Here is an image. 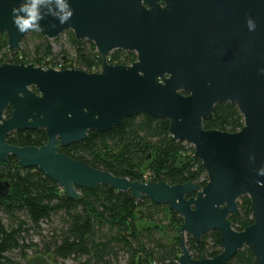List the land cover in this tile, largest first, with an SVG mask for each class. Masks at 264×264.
Listing matches in <instances>:
<instances>
[{"label":"water","instance_id":"obj_1","mask_svg":"<svg viewBox=\"0 0 264 264\" xmlns=\"http://www.w3.org/2000/svg\"><path fill=\"white\" fill-rule=\"evenodd\" d=\"M28 2L0 0V38H7L10 51L20 52L32 32L53 41L71 31L96 46L103 65L93 74L1 65L0 165L11 168L14 157L18 167L37 169L75 201L78 189L108 186L169 206L184 220L179 264H229L244 247L264 264V186L258 184L264 182V0H65L74 12L64 24L52 15L59 13L56 0H45L40 29L21 33L13 9ZM115 51L134 52L137 62L111 65ZM228 103L239 109L243 129L205 130L214 108ZM140 115L170 121L173 140L194 147L208 177L205 187L132 182L60 153L90 132L112 131ZM39 129L48 137L41 148L7 143L13 133ZM11 189L0 181V198ZM243 197L251 200L254 224L237 232L229 218L239 215ZM214 231L223 252L195 260L187 237L199 243Z\"/></svg>","mask_w":264,"mask_h":264},{"label":"trees","instance_id":"obj_2","mask_svg":"<svg viewBox=\"0 0 264 264\" xmlns=\"http://www.w3.org/2000/svg\"><path fill=\"white\" fill-rule=\"evenodd\" d=\"M62 36L60 55L54 54L52 41L38 32L24 39L20 52L10 51L7 42L0 49L3 64H33L66 68L93 74L102 67L96 46L87 40L79 41L73 32ZM57 43L61 39L56 40ZM137 61L133 53L115 51L109 64L130 66ZM12 110L5 113L10 119ZM171 123L149 115L128 119L121 127L105 133L90 132L85 141L60 153L96 170L117 178L141 182L146 168L149 183L170 186L189 183L200 187L208 184L202 162L196 160L193 146L174 141ZM207 131L237 133L244 127V118L233 104L217 105ZM48 142L43 129L16 132L7 138L14 147L41 148ZM11 168L0 165V181H9L11 193L0 198V264H49L74 260L77 264H179L181 216L167 205H157L147 198L136 200L108 186L78 189V200H71L64 190L37 169H22L10 158ZM239 215L229 218L237 232L254 224L251 200L243 197L238 202ZM57 218L60 225L51 231L43 248L33 245L32 232L40 231L41 223ZM187 246L195 260L213 259L223 252L221 235L214 231L201 242L187 237ZM42 247V246H41ZM37 257H30L28 251ZM39 254H43L39 257ZM229 264H259L248 247L242 248Z\"/></svg>","mask_w":264,"mask_h":264},{"label":"clouds","instance_id":"obj_3","mask_svg":"<svg viewBox=\"0 0 264 264\" xmlns=\"http://www.w3.org/2000/svg\"><path fill=\"white\" fill-rule=\"evenodd\" d=\"M45 3V0H29L27 4H23L19 9H13V23L21 33L28 30H39V21L44 19V14L41 13V5ZM56 4L59 8V13H52L55 18H58L61 24L67 23L71 19L74 10H69V5L65 3V0H56ZM26 13L25 16L17 15L18 12ZM248 29L254 31L256 29V23L253 19L249 18L247 21ZM259 175H264V169L259 172ZM260 186H264V182L258 181Z\"/></svg>","mask_w":264,"mask_h":264},{"label":"rangeland","instance_id":"obj_4","mask_svg":"<svg viewBox=\"0 0 264 264\" xmlns=\"http://www.w3.org/2000/svg\"><path fill=\"white\" fill-rule=\"evenodd\" d=\"M59 39H61L60 43H57L56 40L52 41V47H53V51L54 54L56 55H60L62 48H61V43L66 41V37L65 36H61ZM58 40V39H57ZM5 41L7 42V38L4 37L0 40V49H3L4 51V43ZM141 181H143L144 184L149 183L150 181V177L148 175V172L146 170V168H144L143 170V175L141 177ZM141 183V182H139ZM60 225L59 220L57 218H54L52 220H49L47 222H43L41 223V229L40 231H36V232H32L31 233V237L29 238V241L35 245V246H39L37 248L41 249L44 246V240L48 241V236L51 233L52 230H54L55 228H57ZM42 246V247H41ZM28 254L30 257H37V255L34 253V251L30 250L28 251ZM39 257H42L43 254H39ZM49 264H77L76 261L72 260H68L66 262L63 261H59L58 263L49 261Z\"/></svg>","mask_w":264,"mask_h":264},{"label":"built area","instance_id":"obj_5","mask_svg":"<svg viewBox=\"0 0 264 264\" xmlns=\"http://www.w3.org/2000/svg\"><path fill=\"white\" fill-rule=\"evenodd\" d=\"M108 62H109V59H108ZM42 68L44 70L54 69V70H56L58 72L64 71V70H77L75 65H69L67 68L65 66H63V65H58V66L44 65V66H42ZM101 70H102V67L100 68L99 72L94 71L93 73H100Z\"/></svg>","mask_w":264,"mask_h":264},{"label":"flooded vegetation","instance_id":"obj_6","mask_svg":"<svg viewBox=\"0 0 264 264\" xmlns=\"http://www.w3.org/2000/svg\"><path fill=\"white\" fill-rule=\"evenodd\" d=\"M160 4H161V6H162L163 8H165V4H164L163 2H160ZM2 38H4V37H2ZM2 38H0V40H1ZM123 52H124V51H123ZM113 53H114V52H113ZM113 53H112V54H113ZM129 53H133V54H135L136 57H137V54H136V53H134V52H129ZM112 54H111V55H112ZM136 62H137V61H136ZM134 63H135V62H134ZM134 63H133V64H134ZM111 65H112V64H111ZM131 65H132V64H131ZM131 65H130V66H131Z\"/></svg>","mask_w":264,"mask_h":264}]
</instances>
